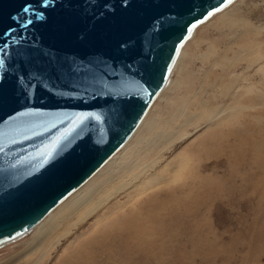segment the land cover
Returning a JSON list of instances; mask_svg holds the SVG:
<instances>
[{
	"label": "rangeland",
	"instance_id": "obj_1",
	"mask_svg": "<svg viewBox=\"0 0 264 264\" xmlns=\"http://www.w3.org/2000/svg\"><path fill=\"white\" fill-rule=\"evenodd\" d=\"M124 148L0 264H264V0L196 30Z\"/></svg>",
	"mask_w": 264,
	"mask_h": 264
},
{
	"label": "water",
	"instance_id": "obj_2",
	"mask_svg": "<svg viewBox=\"0 0 264 264\" xmlns=\"http://www.w3.org/2000/svg\"><path fill=\"white\" fill-rule=\"evenodd\" d=\"M235 1L0 0V246L125 146L196 29Z\"/></svg>",
	"mask_w": 264,
	"mask_h": 264
},
{
	"label": "bare ground",
	"instance_id": "obj_3",
	"mask_svg": "<svg viewBox=\"0 0 264 264\" xmlns=\"http://www.w3.org/2000/svg\"><path fill=\"white\" fill-rule=\"evenodd\" d=\"M236 1H237V0H236ZM236 1H235V2H236ZM235 2H233L231 5H233ZM231 5H230V6H231ZM230 6H229V7H230ZM229 7H227L226 9H228ZM226 9H225V10H226ZM225 10H223V11H225ZM223 11H222V12H223ZM220 13H221V12H219V13H217V14H220ZM217 14H216V15H217ZM216 15H214V16H216ZM214 16H213V17H214ZM213 17H212V18H213ZM212 18H211V19H212ZM211 19H209L207 22H209ZM207 22H206V23H207ZM206 23H204V24H206ZM204 24H202V25H204ZM202 25H201V26H202ZM199 27H200V26H199ZM199 27H198V28H199ZM198 28H197V29H198ZM197 29H196V30H197ZM195 32H196V31H195ZM194 34H195V33H194ZM193 36H194V35H193ZM190 40H191V39H190ZM188 42H189V41H188ZM188 42H187V43H188ZM187 43H186V44H187ZM184 47H185V46H184ZM184 47H183V48H184ZM182 50H183V49H182ZM181 53H182V51H181ZM180 55H181V54H180ZM179 57H180V56H179ZM178 59H179V58H178ZM177 62H178V60H177ZM176 64H177V63H176ZM175 66H176V65H175ZM174 69H175V67H174ZM174 69H173V71H174ZM173 71H172V74H173ZM172 74H171V76H172ZM171 76H170V78H171ZM170 78H169V81H170ZM169 81H168L167 85L169 84ZM167 85L165 86V88L167 87ZM165 88H164V89H165ZM164 89H163V90H164ZM162 92H163V91H162ZM162 92H161V93H162ZM159 96H160V95H159ZM159 96H158V97H159ZM156 100H157V99H156ZM146 116H147V115H146ZM142 123H143V122H142ZM142 123H141V124H142ZM140 126H141V125H140ZM140 126H139V127H140ZM137 130H138V129H137ZM133 136H134V135H133ZM133 136H132V137H133ZM132 137H131V139H132ZM131 139H130V140H131ZM130 140H129V141H130ZM129 141H128V142H129ZM128 142H127V143H128ZM127 143L125 144V146L127 145ZM125 146H124V147H125ZM124 147H123V148H124ZM123 148H122V149H123ZM122 149H121L118 153H120V152L122 151ZM124 149H125V148H124ZM123 152H124V150H123ZM123 152H122V153H123ZM118 153H117V154H118ZM117 154H116V155H117ZM116 155L113 156V157H112V158H111V159H110V160H109V161H108V162H107V163H106V164H105V165H104V166H103V167H102V168H101V169H100V170H99V171H98V172H97V173H96V174H95V175H94V176H93V177H92L87 183H85L80 189H78L75 193H73L71 196H69V197H68V198L62 203V204H65L64 206H66V208L64 209L65 212L63 213V215H61V216H62L61 218H63L62 220H65V221H66V218L68 217V213H69L70 215H72V214H74V213H77V212H80V211H81V208L83 207V206L81 205L82 202L79 203V204L75 207V209H73L72 206H69V203H67V201H68L69 199H71V198H74V197H76V196H79V195H78V191L84 190V188L86 189V188H87V184H88L89 182H91V180H92L95 176H96V177L99 176V175H100V172L102 171V169H103V168H104V167H105V166H106V165H107V164H108V163H109L114 157H116ZM118 156H120V155H118ZM116 158H117V157H116ZM113 160H114V159H113ZM110 164H112V163H110ZM102 172H103V171H102ZM82 188H83V189H82ZM65 202H66V203H65ZM69 202H70V201H69ZM62 204H60L56 209H58ZM73 205H74V204H73ZM73 207H74V206H73ZM77 207H78V209H76ZM70 208L73 209V210H71ZM56 209H55V210H56ZM55 210H53V211L51 212V214H52ZM75 210H76V211H75ZM74 211H75V212H74ZM51 214H49V215H48V216H47V217H46V218H45L40 224H38L35 228L41 226V225L43 224V222L46 221V219H47ZM59 223H60V222H59ZM159 224H160V223H159ZM158 226H159V225H158ZM35 228H34V229H35ZM34 229H33V230H34ZM33 230H32V231H33ZM52 230H53V227H52V226H49V227H47V228H45V229H41L38 237H42V236H44V237L47 238V236H49L50 234L53 233ZM32 231H31V232H32ZM157 231H158V230H157ZM31 232H30V233H31ZM156 234H158L159 236H161V239H163V234H162L161 231L157 232ZM18 239H19V238H18ZM42 239H43V237L40 238V241H41ZM16 240H17V239H16ZM14 241H15V240H14ZM34 241H35V240H34ZM10 243H11V242H10ZM33 243H34V242H33ZM7 244H9V243H7ZM4 245H6V244H4ZM4 245H2V246H4ZM2 246H0V247H2ZM32 246H35V245H32Z\"/></svg>",
	"mask_w": 264,
	"mask_h": 264
},
{
	"label": "snow or ice",
	"instance_id": "obj_4",
	"mask_svg": "<svg viewBox=\"0 0 264 264\" xmlns=\"http://www.w3.org/2000/svg\"><path fill=\"white\" fill-rule=\"evenodd\" d=\"M41 3H42V6H45V4H44V0H41ZM23 11L25 12V13H28V12H30V11H35L34 9H33V7H32V5L31 4H26L25 6H24V8H23ZM43 17V14L42 13H40V14H38L37 15V19H41ZM31 21H26V23H30Z\"/></svg>",
	"mask_w": 264,
	"mask_h": 264
}]
</instances>
